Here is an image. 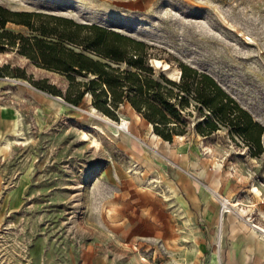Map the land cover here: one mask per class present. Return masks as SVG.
<instances>
[{"label": "rangeland", "instance_id": "obj_1", "mask_svg": "<svg viewBox=\"0 0 264 264\" xmlns=\"http://www.w3.org/2000/svg\"><path fill=\"white\" fill-rule=\"evenodd\" d=\"M0 5L143 42L155 71L176 79V65L185 64L209 74L264 129V0ZM42 79L64 88L15 52L0 54V120L2 112L9 118L0 123V264H93L99 254L109 264L222 263L232 217L264 240L251 228L264 229V151L252 158L224 132L166 145L128 105L113 117L89 97L71 106L34 88ZM122 122L127 132L112 126ZM260 143L264 150V132ZM205 208L215 215L211 224Z\"/></svg>", "mask_w": 264, "mask_h": 264}, {"label": "trees", "instance_id": "obj_2", "mask_svg": "<svg viewBox=\"0 0 264 264\" xmlns=\"http://www.w3.org/2000/svg\"><path fill=\"white\" fill-rule=\"evenodd\" d=\"M144 46L100 25L0 5V54L15 52L57 75L64 86L42 79L34 88L71 106L89 97L90 105L109 117L128 105L167 143L191 134L207 139L224 132L229 140H239L252 158L262 155L263 127L212 76L177 64L178 77L167 78L149 65Z\"/></svg>", "mask_w": 264, "mask_h": 264}, {"label": "crops", "instance_id": "obj_3", "mask_svg": "<svg viewBox=\"0 0 264 264\" xmlns=\"http://www.w3.org/2000/svg\"><path fill=\"white\" fill-rule=\"evenodd\" d=\"M2 119L0 123L4 125V122L8 121L7 119L9 118L2 112ZM4 147L7 148V146ZM7 150L3 152L7 153ZM205 210L209 211L210 216L205 219L203 213L204 221L206 224H211L215 215L210 208H205ZM233 218L234 217L229 218V223L224 234L227 239L226 243L229 247L228 256L222 263L216 262L217 258H211L210 264H264V240L253 237L251 235V230L249 233L244 231L240 225L236 223L235 218V224H233ZM93 264H109V259L105 254H99L94 258Z\"/></svg>", "mask_w": 264, "mask_h": 264}, {"label": "bare ground", "instance_id": "obj_4", "mask_svg": "<svg viewBox=\"0 0 264 264\" xmlns=\"http://www.w3.org/2000/svg\"><path fill=\"white\" fill-rule=\"evenodd\" d=\"M158 62V61H157ZM108 125V124H107ZM108 126H111V125H108ZM112 126H114L115 127V129L117 130V131H119V132H127V123L126 122H122L121 124H119V125H112ZM84 140L85 141H87L88 140V136L87 135H85L84 136ZM93 142V141H92ZM94 142H95V140H94ZM166 145H168V143L167 142H164ZM96 144V143H95ZM231 206V205H230ZM232 208V207H231ZM224 219V218H223ZM251 228H253L252 230H253V232L254 233H258L257 231H259L260 233H262L263 234V236H264V229H261L260 227H257V226H255V225H251ZM222 235H221V238H220V241H219V250L221 249L222 250Z\"/></svg>", "mask_w": 264, "mask_h": 264}, {"label": "water", "instance_id": "obj_5", "mask_svg": "<svg viewBox=\"0 0 264 264\" xmlns=\"http://www.w3.org/2000/svg\"><path fill=\"white\" fill-rule=\"evenodd\" d=\"M57 100H60V101H62L61 99H59V98H57ZM63 102V101H62Z\"/></svg>", "mask_w": 264, "mask_h": 264}]
</instances>
